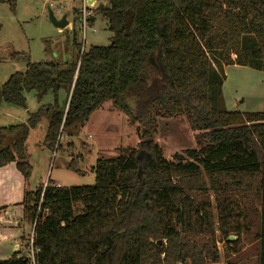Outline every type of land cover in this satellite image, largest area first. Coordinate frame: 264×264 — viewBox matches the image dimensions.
Returning a JSON list of instances; mask_svg holds the SVG:
<instances>
[{"label":"trees","instance_id":"1","mask_svg":"<svg viewBox=\"0 0 264 264\" xmlns=\"http://www.w3.org/2000/svg\"><path fill=\"white\" fill-rule=\"evenodd\" d=\"M96 14L112 43L28 62L0 85V103L22 107L28 91L67 93L63 106L0 126V167L14 162L27 180L29 128L45 114L53 150L106 101L141 126L138 145L96 159L93 185L24 189L32 256L0 264H215L217 240L230 249L225 264H242L245 242L264 264V111L226 110L221 93L224 66L264 71V0H107ZM178 114L203 144L167 160L153 136L159 118ZM66 168L78 172L72 159Z\"/></svg>","mask_w":264,"mask_h":264},{"label":"rangeland","instance_id":"2","mask_svg":"<svg viewBox=\"0 0 264 264\" xmlns=\"http://www.w3.org/2000/svg\"><path fill=\"white\" fill-rule=\"evenodd\" d=\"M97 1L103 5L107 3V0ZM14 2V8H11L8 0L0 3V85L11 74L23 72L28 62L63 63L76 57L79 50L76 44L85 50L90 45L105 46L110 43L111 33L107 30L105 21L96 14L93 1H90L93 10L90 19L97 17L86 28L84 44L80 24L73 16L74 10L77 15L82 0ZM48 10L56 19L65 15L69 26L58 28L53 25L49 20ZM252 71L248 67L225 66L221 92L224 109H236L240 112L264 111V72ZM66 96L63 89L56 95L49 91L42 98H38L34 91H28L24 93L25 107L1 102L0 126L26 123L29 115L42 105L56 102L63 106ZM234 101L239 103L237 107ZM47 123V116L43 114L36 125L29 128L25 141L30 171L24 189L29 191L46 184L48 179L62 186L93 185L94 174L91 167L96 159L116 157L119 147H137L141 131L138 122L132 121L110 101L93 111L88 121L77 131L58 136L53 150L43 144ZM198 134L199 131L191 130L186 116L178 114L159 118L153 139L161 147L163 157L170 160L175 154H184L186 149H198L203 144ZM70 159L74 161L78 172L66 168ZM16 171L21 175L17 169ZM20 186L21 183L11 176L9 170H0L1 203L12 202L15 198L18 200L22 191ZM240 201L249 203L246 199L240 198ZM13 204L8 206V210L1 209L0 212V259L8 258L16 250L14 243L23 246L20 251L22 254L32 256V227L23 220V211ZM230 236L235 239L234 235H229L228 239ZM216 245L221 258L215 264H225L223 256L230 249L224 241L217 240ZM253 246V243H244L242 253L248 248L249 254L242 264L254 263Z\"/></svg>","mask_w":264,"mask_h":264},{"label":"crops","instance_id":"3","mask_svg":"<svg viewBox=\"0 0 264 264\" xmlns=\"http://www.w3.org/2000/svg\"><path fill=\"white\" fill-rule=\"evenodd\" d=\"M91 1H93V6L94 7H98L99 5H103V4H101V3H98V1L97 0H91ZM106 5H107V3H106ZM73 16H74V19H76V10H74L73 11ZM97 17V16H96ZM95 17V18H96ZM95 18L93 19V20H91L90 21V25H92L93 23H94V20H95ZM77 20V19H76ZM66 26H69V22H68V24L66 25ZM65 26V27H66ZM232 66H239V65H232ZM240 67H247V66H240ZM248 68H250V67H248ZM224 69H225V66L223 67V71H224ZM251 70H253L252 71V73H255V72H264V71H261V70H257V69H254V68H251ZM224 74H225V72H224ZM224 83V82H223ZM224 84H222V86H223ZM221 92H222V87H221ZM222 102H223V97H222ZM224 103V102H223ZM234 104H236L235 105V107H237V105L239 104V103H237V101H234ZM236 110V109H235ZM229 111H232V110H229ZM236 111H238V110H236ZM15 164H14V162H12V163H9V164H7L6 166H3V167H0V170H9L10 171V173H11V176H13L14 178H16L20 183H21V186H20V188L22 189V191L20 192V194H19V199L17 200V198H15V200H13L12 202H9V203H1L0 202V212H1V209L3 210V211H6V210H8V206L9 205H11V204H13V205H16L17 206V208H19L20 210H21V212H22V206H21V204H20V202H21V196H22V192H23V190H24V188L26 187V184H27V182H26V180L23 178V176L22 175H20L17 171H16V169H15ZM53 182H55V181H53ZM45 183V182H44ZM55 184L56 185H61L60 183H58V182H55ZM45 185V184H44ZM38 186H36V188H37ZM17 200V201H16ZM22 215H23V212H22ZM21 216V215H20ZM7 223H9V221L7 220L6 221ZM23 243V242H22ZM16 250H14L13 251V253L14 252H18L19 253V255H22V253L20 252L21 251V249H22V247H21V245H18L17 243H14V246H13ZM12 253V254H13ZM11 254V255H12ZM10 255V256H11ZM10 256H8V257H10ZM4 259H6V258H4Z\"/></svg>","mask_w":264,"mask_h":264},{"label":"built area","instance_id":"4","mask_svg":"<svg viewBox=\"0 0 264 264\" xmlns=\"http://www.w3.org/2000/svg\"><path fill=\"white\" fill-rule=\"evenodd\" d=\"M91 0H82V5L79 8V11L76 15V19L78 23L80 24L81 31H82V38H83V44L85 42L86 37V28L90 26V17L93 16V10L92 6L90 5ZM84 50L83 47L79 48L80 53H82ZM32 242V235L30 236V244Z\"/></svg>","mask_w":264,"mask_h":264},{"label":"water","instance_id":"5","mask_svg":"<svg viewBox=\"0 0 264 264\" xmlns=\"http://www.w3.org/2000/svg\"><path fill=\"white\" fill-rule=\"evenodd\" d=\"M48 17H49V20L53 23V25H55L58 28H64L68 24V21L66 20L65 15H63L60 19H56L53 16L52 12L48 10ZM110 43H112V41ZM233 238L234 237L232 236L229 237L230 240H232Z\"/></svg>","mask_w":264,"mask_h":264}]
</instances>
